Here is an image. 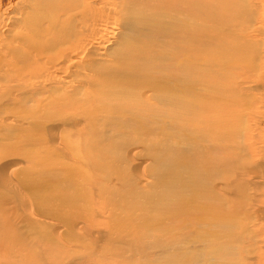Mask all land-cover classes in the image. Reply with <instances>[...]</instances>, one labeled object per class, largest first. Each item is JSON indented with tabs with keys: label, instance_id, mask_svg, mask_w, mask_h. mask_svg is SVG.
Here are the masks:
<instances>
[{
	"label": "bare ground",
	"instance_id": "bare-ground-1",
	"mask_svg": "<svg viewBox=\"0 0 264 264\" xmlns=\"http://www.w3.org/2000/svg\"><path fill=\"white\" fill-rule=\"evenodd\" d=\"M0 0V264H264V7Z\"/></svg>",
	"mask_w": 264,
	"mask_h": 264
},
{
	"label": "rangeland",
	"instance_id": "rangeland-1",
	"mask_svg": "<svg viewBox=\"0 0 264 264\" xmlns=\"http://www.w3.org/2000/svg\"><path fill=\"white\" fill-rule=\"evenodd\" d=\"M257 1L263 3V5H264V0H257ZM263 7H264V6H263Z\"/></svg>",
	"mask_w": 264,
	"mask_h": 264
}]
</instances>
